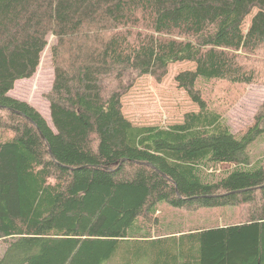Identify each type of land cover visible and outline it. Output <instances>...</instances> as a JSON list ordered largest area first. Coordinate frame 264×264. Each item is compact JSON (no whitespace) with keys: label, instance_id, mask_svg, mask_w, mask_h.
<instances>
[{"label":"trees","instance_id":"obj_1","mask_svg":"<svg viewBox=\"0 0 264 264\" xmlns=\"http://www.w3.org/2000/svg\"><path fill=\"white\" fill-rule=\"evenodd\" d=\"M253 9L264 0H0V264H264V154L249 149L264 101L236 134L205 94L264 86V24L241 30ZM49 35L52 127L8 95ZM182 62L195 69L175 82L199 111L132 125L122 96ZM161 204L240 219L175 230Z\"/></svg>","mask_w":264,"mask_h":264},{"label":"rangeland","instance_id":"obj_2","mask_svg":"<svg viewBox=\"0 0 264 264\" xmlns=\"http://www.w3.org/2000/svg\"><path fill=\"white\" fill-rule=\"evenodd\" d=\"M264 24V12L253 9L244 19L241 30L243 34L259 31ZM48 46L42 53L40 65L30 79L15 82L9 96L33 106L52 127L49 104L45 95L50 91L53 81V68L49 58V46L54 38L48 36ZM195 64L182 62L170 64L167 74L160 83L149 76L137 79L132 87L122 96V112L134 126L167 127L182 123L186 113L199 111L183 89L175 82L180 72L194 70ZM228 87V90L225 88ZM212 107L222 114L225 121L236 133H242L249 126L253 117L264 101V86H228L224 83L209 84L205 90ZM250 151L254 156L264 154V132L251 144ZM232 166L219 165L218 169L228 171ZM165 204L159 205L160 213L170 229L187 231L205 226H220L236 223L240 219V210L234 207H222L213 210L200 209L201 213L188 214V211L176 212ZM7 244L0 240V257Z\"/></svg>","mask_w":264,"mask_h":264},{"label":"crops","instance_id":"obj_3","mask_svg":"<svg viewBox=\"0 0 264 264\" xmlns=\"http://www.w3.org/2000/svg\"><path fill=\"white\" fill-rule=\"evenodd\" d=\"M180 124V123H179Z\"/></svg>","mask_w":264,"mask_h":264}]
</instances>
